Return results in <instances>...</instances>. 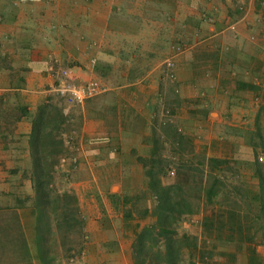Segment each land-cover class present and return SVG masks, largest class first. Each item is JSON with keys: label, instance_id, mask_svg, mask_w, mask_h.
<instances>
[{"label": "crops", "instance_id": "0c3cea01", "mask_svg": "<svg viewBox=\"0 0 264 264\" xmlns=\"http://www.w3.org/2000/svg\"><path fill=\"white\" fill-rule=\"evenodd\" d=\"M254 2L47 0V102L64 106L50 90L52 61L73 66L78 81L99 77L109 85L71 108L60 132L61 138L72 133L81 147L67 191L88 233L87 264H133L134 232L144 223L134 213L124 217L123 198L146 188V166L138 158L176 157L180 141L193 145L195 135L206 131L204 118L231 124L221 112L225 95L240 89L239 81L264 89V24ZM0 16V212L11 213L10 221L36 253L35 208L4 207L9 191L31 193L28 181L13 180L21 169L16 177L9 170L26 162L31 120L45 102V0H0ZM230 22L235 32L227 29ZM177 45L186 48L174 53ZM171 54L175 80L163 70ZM92 57L95 64L88 67ZM135 178L140 191L130 187ZM48 215L47 237L54 228ZM247 255L244 250L241 264H248Z\"/></svg>", "mask_w": 264, "mask_h": 264}, {"label": "trees", "instance_id": "16d2710c", "mask_svg": "<svg viewBox=\"0 0 264 264\" xmlns=\"http://www.w3.org/2000/svg\"><path fill=\"white\" fill-rule=\"evenodd\" d=\"M255 8L260 12L261 19L264 24V0H255ZM52 86V85H51ZM238 87L233 91L234 95L238 92L250 91L258 93L260 89L249 81H239ZM264 97V95H263ZM264 112V103L259 105L256 114L255 129L249 131L247 144L251 146L254 155L257 148L264 151V130L260 127V116ZM66 115L62 109L50 101L47 102V220L49 218L48 211H55L59 200H64L63 218H72V211L69 204L70 200L76 202L75 196L67 191L58 192L52 187L53 173L57 171L56 164L59 158L64 155L67 150L63 140L60 137L62 125L65 123ZM28 156L25 163L20 167L12 168L9 171L11 175L16 177L17 171L21 169V174L14 178V182L23 184L28 181L31 193L9 191L8 203L4 208L11 209L13 207L32 206L37 214V231H36V253L35 256L40 264H45V102L40 104L36 109L32 120L31 129L27 135ZM146 169L144 176L146 178V188L142 193L130 196L126 195L123 200L128 203L123 210L124 217L128 218L133 213L140 217H150L152 221L143 224L134 232L132 242V261L133 264H202L206 258L205 242L211 251H207L213 255L215 244L225 245L235 244V248H245L248 264H258L260 257L257 254L253 241L260 232V241L264 242V170L263 164L258 162L255 156L251 167L258 179L256 188L242 185L236 186L237 195L245 200L247 208L229 209L231 212H237L240 216L234 231L236 234L222 235L219 231L220 215L222 208L212 211V215H203L201 220L202 228L205 232H209L218 228L216 234L212 237L203 239L199 243L195 235L185 231L178 232L177 226L183 220V217L194 212L192 200L185 194L183 185L179 183L165 184L161 181L158 171L154 166V160L151 158H138ZM222 161L218 157L211 156L208 158V171L212 174V180L204 189V198L208 203L214 201L217 197L218 190L216 188L221 181V173L218 164ZM147 162H150L149 164ZM60 171V169H59ZM10 175V176H11ZM68 179H73V174L67 175ZM66 177V178H67ZM9 182V178L7 179ZM11 182V181H10ZM234 197L235 196H228ZM144 199L146 203L139 205V201ZM58 202V203H57ZM237 204V201H233ZM217 204H220L217 202ZM76 208V207H75ZM11 213L0 212V243L2 247L13 245L20 248L22 252L27 254L26 242L18 232L16 224L10 221ZM57 222V219H55ZM48 222V221H47ZM48 225V223H47ZM246 245H243L245 244ZM207 245V243H205ZM256 244V243H255ZM210 245V246H209ZM1 246V244H0ZM26 250V251H24ZM209 250V249H208ZM218 254L228 255L230 261L234 260L235 253L227 252L222 247L217 251ZM221 256V255H220ZM212 257V256H211ZM228 261V262H230ZM49 258L47 257V264Z\"/></svg>", "mask_w": 264, "mask_h": 264}, {"label": "rangeland", "instance_id": "374dc122", "mask_svg": "<svg viewBox=\"0 0 264 264\" xmlns=\"http://www.w3.org/2000/svg\"><path fill=\"white\" fill-rule=\"evenodd\" d=\"M253 36L255 35L253 34ZM262 45L264 46V41ZM248 49L252 50L250 44H248ZM198 93L200 96H198V100L200 101L202 97L200 92ZM263 95L264 89H260L258 93L242 91L238 92L237 95H234L233 92H228L224 97L226 108L222 109L221 116H224V112H226V115L233 119L231 120V124H223L216 120L204 118L200 123L203 122L201 129L205 128L206 131L198 132L195 135L197 139L195 144L191 145L189 142L182 140L178 143L179 155L176 157L151 158L154 160V166L156 171H158L161 181L165 184L179 183L183 185L185 194L192 200L194 212L183 217V220L177 226V231H185L195 235L199 243L203 242L204 238L207 239L209 237L208 233L213 237L218 231V228H215L214 230L205 232L202 228L201 220L205 214L212 215V211L218 210L220 205H222V208L219 211L220 225L218 232L222 235L236 234L234 229L240 215L237 212H231L229 209L241 208L245 210L247 206L245 200L237 195L235 187H241L242 185L252 188L257 187L258 179L254 174L251 164L256 156L258 162L263 164L262 169L264 170V151L257 148V153L254 155L246 139L249 131L255 129V118L261 104L255 102V97L262 98ZM219 110L221 111V109ZM198 114L200 115V112ZM259 124L264 130V112L261 113ZM211 156L222 159L218 164L222 179L216 186L218 190L217 197L213 198L214 201L212 203H208L204 198V189L212 180V174L207 168L209 164L208 158ZM259 156L262 157L261 160L258 158ZM147 163L149 164L150 162ZM169 167L174 169L173 175L167 174L166 169ZM75 170L64 169L55 171L53 173L52 187L58 192L70 190V186L68 185L70 179H68L67 175L72 174ZM137 184L138 180L135 178L130 183V187H135L136 191H140L137 188ZM114 189L116 190L117 186H114ZM228 196H235L236 198ZM233 201H237V204H234ZM64 202V200H59L55 211L52 213L54 228L47 237L48 264H87L86 259L81 257L84 242L88 239L85 237L88 233L83 230V219L78 209L75 208V202L71 199L69 207L70 209H74L72 211V218L70 217L67 218L68 220H65L63 218ZM217 202L220 204H217ZM137 218L142 219L144 224L152 221L150 217L140 218L137 216ZM55 219H57V222ZM205 243H201L205 245L206 252V258L202 264H220L223 261H230L228 255L218 254L217 251H219L220 247L227 252L233 251L235 253L234 260L230 261L231 264H241L243 261H246L244 256L245 248L238 249L235 248V244L226 243L225 245H219L216 242L212 250L213 255H211L207 253V251H211L210 247L207 248L208 242ZM0 244V264H40L35 253H31L28 248L26 249L27 254H25L18 247L13 248V245H6L3 248L2 243ZM243 245H246V243ZM253 245L263 260L264 242L260 241L259 231L253 241Z\"/></svg>", "mask_w": 264, "mask_h": 264}, {"label": "built area", "instance_id": "2783aa9c", "mask_svg": "<svg viewBox=\"0 0 264 264\" xmlns=\"http://www.w3.org/2000/svg\"><path fill=\"white\" fill-rule=\"evenodd\" d=\"M1 18V16H0ZM205 20L212 22V15H205ZM227 29L231 32L236 31V23L230 22L227 25ZM186 48V45H177L174 47V53L180 52ZM95 64V58L92 57L87 63L88 67H92ZM48 70L54 78V82L50 87L51 92L58 97L60 101L64 102L62 107V112L67 115L71 108L76 107L82 104L85 100L101 95L108 91L109 85L99 77H90L84 81L76 80L75 70L73 66L60 67L56 66L55 62L52 61ZM163 70L165 75L170 80H175L176 70H175V61L174 54H171L164 58L163 60ZM256 103H264V97H255ZM64 146L67 148V152L62 155L58 163L56 164V169L61 165H66L67 170H75L79 166V153L81 150L80 144L76 142L75 138L72 136V133H65L62 136ZM260 160L261 156L258 157ZM167 174L173 175L174 169L169 167L166 169ZM87 237V235H85ZM81 257L84 258V251H81ZM72 260V259H71Z\"/></svg>", "mask_w": 264, "mask_h": 264}]
</instances>
